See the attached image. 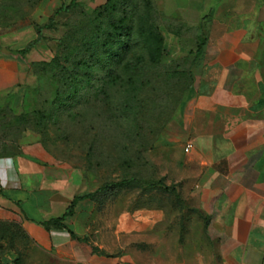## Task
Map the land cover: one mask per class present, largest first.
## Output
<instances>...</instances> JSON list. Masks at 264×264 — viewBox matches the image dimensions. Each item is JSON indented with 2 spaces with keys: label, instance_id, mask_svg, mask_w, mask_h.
<instances>
[{
  "label": "rangeland",
  "instance_id": "obj_1",
  "mask_svg": "<svg viewBox=\"0 0 264 264\" xmlns=\"http://www.w3.org/2000/svg\"><path fill=\"white\" fill-rule=\"evenodd\" d=\"M70 1L0 0V48L18 56L42 27V38L24 55L36 75H26L24 89L15 87L7 105L44 113H31L25 127L40 135L52 157L49 169L64 172L66 198L106 182L140 181L105 204L80 202L66 220L87 253L145 264L141 253H151L153 237L193 249L204 235L195 212H183L175 140L200 64V12L232 0H77L54 15ZM57 91L74 92L73 104L56 109ZM14 148L21 154V146ZM9 247L18 264H66L27 233L0 241V254Z\"/></svg>",
  "mask_w": 264,
  "mask_h": 264
},
{
  "label": "crops",
  "instance_id": "obj_2",
  "mask_svg": "<svg viewBox=\"0 0 264 264\" xmlns=\"http://www.w3.org/2000/svg\"><path fill=\"white\" fill-rule=\"evenodd\" d=\"M198 25L208 40L175 140L176 182L183 212H195L204 239L193 249H173L153 237L151 253L141 256L145 264H264V2L232 0L200 12ZM32 66L0 48V220L19 222L66 264H118L111 255L87 253L68 231L49 232L37 222L63 215L75 195L65 197L64 172L46 165L52 157L40 135L22 125L17 137L10 124L28 111L7 104L15 87H25L26 75H36ZM15 145L22 151L17 156ZM14 253L6 250L0 261H12Z\"/></svg>",
  "mask_w": 264,
  "mask_h": 264
},
{
  "label": "trees",
  "instance_id": "obj_3",
  "mask_svg": "<svg viewBox=\"0 0 264 264\" xmlns=\"http://www.w3.org/2000/svg\"><path fill=\"white\" fill-rule=\"evenodd\" d=\"M77 4V0H71L70 3H63L60 7H58L54 15L59 14L60 12L69 11L71 10L75 5ZM198 32V45H197V54H201L203 52V48L206 45V42L208 40L207 36L203 33L202 29L199 27ZM38 37L34 40H32L27 46L24 48H21L18 50V53L21 55H26L42 38V27H40L37 31ZM128 34V33H127ZM110 45V43L104 42L105 49L107 53H110L113 49L112 47L107 49V46ZM94 56L96 57V51L95 49L92 51ZM44 70V69H42ZM37 73H40L39 71ZM72 77V75H69ZM74 93V92H73ZM73 93L63 96L62 92L57 91L55 94V97L52 99V105L56 107L58 110H64L71 106L73 103L72 96ZM37 109H34L33 111H27L25 113L17 114L13 116L11 123L14 124L16 127V136L18 137V134L22 132V129L20 128L22 125L25 127L29 120V115L31 113H36L38 115H43V112L36 111ZM0 143H4V138H0ZM140 181H137L135 178H126L119 181H111L103 183L101 186H99L96 190L92 192H87L79 195H75L74 198L71 200L70 204L66 208V211L63 215L59 217H53L48 220L43 221H37L39 224L45 226L46 228H65L68 230L72 238H76V234L73 232L72 228L66 223V220L73 216L76 211L77 205L85 200H91L94 202H97L99 204H105L116 196L118 191L122 188H133L140 186ZM153 186V185H152ZM16 232H21L23 234L25 233V230L23 229L22 225L17 221H3L0 220V241L9 239V242L12 241V238L14 237ZM9 249H12L9 247ZM0 257H2V254H0ZM19 263V257H15L12 261H4L2 262V258L0 261V264H18Z\"/></svg>",
  "mask_w": 264,
  "mask_h": 264
},
{
  "label": "built area",
  "instance_id": "obj_4",
  "mask_svg": "<svg viewBox=\"0 0 264 264\" xmlns=\"http://www.w3.org/2000/svg\"><path fill=\"white\" fill-rule=\"evenodd\" d=\"M190 148H191V144H188V145L186 146L185 150H186V151H189Z\"/></svg>",
  "mask_w": 264,
  "mask_h": 264
}]
</instances>
